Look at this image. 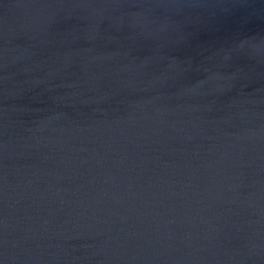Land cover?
<instances>
[{
  "label": "water",
  "instance_id": "water-1",
  "mask_svg": "<svg viewBox=\"0 0 264 264\" xmlns=\"http://www.w3.org/2000/svg\"><path fill=\"white\" fill-rule=\"evenodd\" d=\"M0 264H264V0H0Z\"/></svg>",
  "mask_w": 264,
  "mask_h": 264
}]
</instances>
